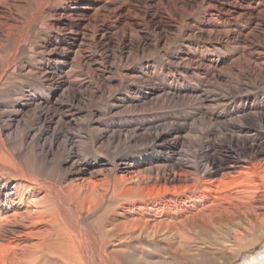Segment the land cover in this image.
Instances as JSON below:
<instances>
[{
  "label": "bare ground",
  "instance_id": "1",
  "mask_svg": "<svg viewBox=\"0 0 264 264\" xmlns=\"http://www.w3.org/2000/svg\"><path fill=\"white\" fill-rule=\"evenodd\" d=\"M36 28L47 35L32 51ZM89 43L101 49L104 65L85 53ZM146 52L173 65L188 83L178 78V88L166 85L163 67ZM139 54L141 65L133 69ZM116 55L129 62L115 80L109 73ZM75 60L90 68L94 83L73 72ZM123 78L132 94L110 104L106 122L100 109L77 119L83 111L74 104L105 94ZM140 84L151 85L139 92ZM182 90L200 98L191 116L206 119L205 130L174 124L147 131L155 119L133 121L119 110L125 102ZM28 120L20 142L27 139L24 145L42 157H52L64 139L59 180L39 175L10 145L7 135ZM62 124L85 130L63 133ZM141 137L145 144L127 152L125 143ZM191 138H200L203 163H172ZM115 141L112 155L95 148ZM235 173L255 191L246 190L254 217L237 216L233 253L211 249L204 239L207 217L236 205L223 194V181ZM190 193L199 208L186 202L195 197ZM243 203L237 200V212ZM252 228L259 236L240 245ZM262 243L264 0H0V247L12 264H264Z\"/></svg>",
  "mask_w": 264,
  "mask_h": 264
},
{
  "label": "rangeland",
  "instance_id": "2",
  "mask_svg": "<svg viewBox=\"0 0 264 264\" xmlns=\"http://www.w3.org/2000/svg\"><path fill=\"white\" fill-rule=\"evenodd\" d=\"M44 26L45 27L43 28L44 29L43 33H45V32L49 33L50 32L49 28L46 25H44ZM36 29L30 31L31 33H30L29 44L31 43L30 46H32V51L38 50L37 47L39 46L38 44L40 42H42V40H43L42 37H45L47 35L46 34L45 36H42V35H44L42 33V31H40L39 28H36ZM85 47H87V48H85ZM85 47H84V50L86 51V52L84 51L85 53L91 54V55H93V57L96 56V59L98 60V62H100V63L102 62L101 64L104 65V61L102 59V57H103L102 51L98 46L94 45L93 43H89ZM133 56L134 57L132 59L134 60V62H133L131 67L134 69V68H138L141 65L142 61H140V59H141L140 57H142V55L139 54V55H133ZM143 56H145L146 58H152V60L154 61V63L157 66L163 67V75H165V80L164 79H161V80H163V82H165L166 85H169L172 87L174 86V87L178 88V85L181 83L178 78H184L179 70H171L173 68V65L167 63V61H165V60H162V58L156 53L150 54V53L146 52ZM114 59H113L114 61H113V65H112L113 66L112 71L109 74L110 75L112 74V76H114V78L116 80V79H119L120 76H122L121 72L123 73V70L125 69L124 66H126L129 61L126 62L125 60H119L117 55ZM168 67H169V69H168ZM72 70H73V72H76V73L79 72L81 74H84L85 76H87V79L91 80L93 83L95 82L94 79H92V74H90V71H91L90 68L79 63L78 60H75ZM166 75L169 76L170 79L166 78ZM160 78H162V77L160 76L158 79H160ZM184 80H186L185 82L187 84L188 79L184 78ZM129 82H131V81L126 80V78H123V83L121 85L110 84L108 86V90H107L108 92H105V94H103L101 96H98V97L93 96L91 98L89 96H85L82 100L83 102L81 101L80 103L74 104L75 107L77 106L78 108H81L83 111L81 116H78L77 119L80 121L84 120V119L88 120L91 116V113H90L91 109H98V110L100 109L101 113L99 115V118L103 122L104 121L106 122V120H108V118H109L108 110H109L110 104L115 103V100H117L119 95H121V94H123V95H131L132 94V92L130 90H128V87L130 85ZM157 82H160V81H157ZM185 82H184V85H185ZM153 83L155 84L156 82H154V81L151 82V84H153ZM17 84L18 83H15V86L17 88L20 87V85L19 84L17 85ZM151 84H149V85L148 84H145V85L140 84L137 86V90L139 92H141V91L145 90V88L150 86ZM155 85H158V83H156ZM188 85H189V87L194 86L193 83H190ZM232 85H234V84H232ZM220 87H224V84H220ZM37 89L41 90L39 88H37ZM109 92H111V94L114 92L113 94L115 95V97H108L107 95ZM170 95L171 94H169L168 97H164V96L157 97V98L151 97V99L147 98V99H143V100H140L138 102H135V103H126L125 102L122 106H120L119 110L123 114H125L126 116L130 117L131 120H133V121L146 123L149 120L155 119L154 123L151 124L152 126L150 125L151 128L149 127V125H147L144 128V130H147V131L149 129H153V127H156L158 129H166V128H169L170 126H174V124L185 125L189 129H191L192 132L193 131L194 132L202 131V130L206 129L207 124H208L206 119L202 118V116H200L198 114L195 116H191L192 111H194V109L197 107V105L199 106V102H200L199 97H195L196 95L185 92L184 90H182L179 93H175L174 95H171L172 97H170ZM196 98H197V100H196ZM63 100H64L63 101L64 103H68V100L66 97H63ZM29 116L30 115L28 114V118H29ZM233 122L237 123L236 117L233 118ZM27 123L29 124V120L28 121H22L21 125H19L20 127L14 128L7 135L8 141L11 143L10 145L13 146L15 152L20 154L23 161L27 165L33 166L35 172H37L39 175L49 177V178H53L55 180H59L61 178V176L64 174V167L59 163L60 159L62 158V156L64 154V149H65L64 145H63L64 139L61 138L60 144L57 147V149L54 151V154L52 157H48L49 159L44 158L41 155H39L30 146H28L26 144L24 145L25 141H28L27 139L23 140L24 141L23 143L20 142L22 130H24L27 127ZM220 124H222V123L221 122L213 123V125L215 127H218ZM65 125L66 124L61 125V130L63 133L65 131H68L70 133H74L75 135H78L79 131L85 130V129L77 126V125H75V126H68V125L65 126ZM132 127L133 126H131V128ZM92 132H94V131H92ZM199 140H200V138H196V139L191 138L190 140L185 141V143H183L180 147L179 155H175L173 157L172 163L175 161L176 162L182 161V162H186L187 164H190L192 166L201 165L203 163V161H201V160H203V158L200 157L201 156V150H200V147L198 144ZM77 141H78L79 145L85 144V143H83V141H81L80 138H77ZM146 141L147 140H145L143 137H141L137 141L125 143V145H127L126 146L127 152H129L130 154L134 153L135 151L140 149L145 144ZM118 145H119V143H118ZM116 146H117V143L115 141V142L109 143V145L106 144V145L102 146L100 144H97V146L95 148H98V149H96L97 151L99 150L98 152L107 151L108 154L112 155V152H113L112 150H115L117 148ZM101 147H102V149H101ZM165 152H166V149H164L163 151H160L159 153H160V155H164ZM172 163H169V165ZM219 176H220V174L214 175V178H216V179L220 178ZM200 178L201 179H203V178L208 179L210 177L207 178V177L201 175ZM226 181H228V183H226ZM189 182L190 181H188L187 183H189ZM223 182H224V184L226 183L224 185V189H225L224 192H226V193H223L226 195H224V196L229 197L230 200L232 199V202L236 203V205L234 208L231 209V211H229L227 213H223L224 215L222 214V216H220V217H213V216L207 217L208 218L207 221H210L209 223L207 222L209 225V231L206 232L204 240L207 242V245L209 244L208 247L212 245L211 246L212 248L210 247L211 249H214V250L220 249L221 251H224V252H233L234 253L235 251H237V230H238L237 216L238 215H240V216L246 215V216H253L254 217V215H253L254 212L251 213V211L254 208H251V211H250V209H249L250 205L247 203L248 205L246 207L245 202H249L251 200L249 198V196H247L246 192L249 191L250 193H252L253 191H255V189H254V186L252 184L250 185V183H248L246 180L244 181V179H239V181H237V173L231 175L230 177L225 179ZM237 182H240V184L236 185L235 183H237ZM161 183H162V181H158L155 184H161ZM182 183L183 182L181 181V184ZM149 184H154V180L151 179L149 181ZM171 184H172V186L178 185L179 182L170 183V185ZM238 185H239V187H238ZM234 186H235V188H234ZM247 189H249V190H247ZM191 195L195 196V197H193L192 199H186L185 198L186 202L189 205L193 206L194 208H199L200 203L197 201V198H198L197 194L196 193H190V196ZM212 199L213 198L211 197L210 200H212ZM234 199H235V201H234ZM210 200L202 201V203L205 205H208V204H210L209 202H211ZM237 200L244 202L243 206L239 209V210H241L239 212H237ZM254 205H255V203L251 202V207ZM213 221H214L215 225L212 223ZM210 224H212L214 226H212ZM258 236H259V233H258L257 229L252 228L249 232V235L246 238L242 239L240 241L241 243H239V244L243 245V246H247L254 239H256ZM222 244H225V245H222ZM214 245H216V246H214ZM257 248H259V249L264 248V243L260 244ZM228 249H230V250H228ZM11 258H12L11 253L6 248L0 247V264H12Z\"/></svg>",
  "mask_w": 264,
  "mask_h": 264
}]
</instances>
